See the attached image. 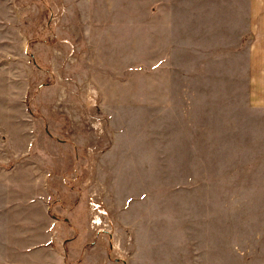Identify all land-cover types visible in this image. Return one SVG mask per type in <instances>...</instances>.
<instances>
[{
	"label": "rangeland",
	"instance_id": "374dc122",
	"mask_svg": "<svg viewBox=\"0 0 264 264\" xmlns=\"http://www.w3.org/2000/svg\"><path fill=\"white\" fill-rule=\"evenodd\" d=\"M247 1L0 0L20 264L63 263L32 205L50 193L63 215V187L92 217L70 264H264V158L236 148ZM28 152L34 166L9 162Z\"/></svg>",
	"mask_w": 264,
	"mask_h": 264
},
{
	"label": "crops",
	"instance_id": "0c3cea01",
	"mask_svg": "<svg viewBox=\"0 0 264 264\" xmlns=\"http://www.w3.org/2000/svg\"><path fill=\"white\" fill-rule=\"evenodd\" d=\"M246 17L248 19L246 29L236 31V55L246 54V76L245 90L246 101L238 109L237 124V149L243 150V153L237 154L242 158L256 159L264 158V148L260 150L264 145V138H260V134L264 135V0H248ZM261 112V113H260ZM263 125V126H261ZM258 127L260 129H258ZM262 139V141H260ZM259 141V143H258ZM263 143V144H261ZM34 154L32 151H30ZM30 152L20 155L12 156L9 158V162H16V160L23 159L25 163H32ZM261 152V154L259 153ZM263 152V153H262ZM43 158H50L49 153L40 152ZM11 156V155H10ZM4 152L0 149V167L4 164ZM31 164L26 165L30 167ZM10 181L9 184H11ZM14 187L11 185L9 189L12 191ZM7 189V190H9ZM3 179H0V222H10L9 229L0 228V248L5 247L7 254L6 258L0 260V264H20V247H19V221H20V201L18 197L4 195ZM74 194L68 187H63V215L55 211V207L50 205L51 194H48V198H42L33 203L36 208L38 220H45L49 222V225L45 230L49 234V246L55 253L59 252V248L63 251V263L56 264H70L68 258L80 259V255L77 257L76 249L79 246H75L78 240L83 234H87L88 238L80 247L86 248L90 242V237L93 236L90 225L86 226L84 222H90L91 211L86 200L77 202L74 198L72 201H68ZM12 195V194H11ZM75 200V201H74ZM27 205H30L27 203ZM83 218H78L79 216ZM36 219V218H35ZM61 226V232L58 231V226ZM15 228V234H14ZM91 229V230H90ZM98 232V231H97ZM97 234V233H96ZM3 235H6L5 238ZM3 238V240H2ZM2 242V244H1ZM55 242L56 247H53ZM57 249V250H56ZM3 249H0V253ZM59 254V253H58ZM15 255V259H14ZM52 264V263H49ZM80 264H88L80 261Z\"/></svg>",
	"mask_w": 264,
	"mask_h": 264
}]
</instances>
